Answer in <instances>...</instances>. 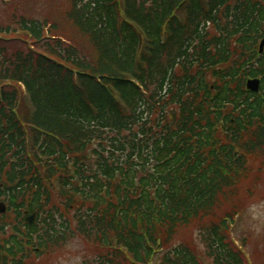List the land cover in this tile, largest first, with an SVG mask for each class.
<instances>
[{
  "label": "trees",
  "instance_id": "trees-1",
  "mask_svg": "<svg viewBox=\"0 0 264 264\" xmlns=\"http://www.w3.org/2000/svg\"><path fill=\"white\" fill-rule=\"evenodd\" d=\"M22 1L0 0V264L76 237L84 264H264L232 237L264 172V0Z\"/></svg>",
  "mask_w": 264,
  "mask_h": 264
},
{
  "label": "rangeland",
  "instance_id": "rangeland-1",
  "mask_svg": "<svg viewBox=\"0 0 264 264\" xmlns=\"http://www.w3.org/2000/svg\"><path fill=\"white\" fill-rule=\"evenodd\" d=\"M26 4L27 0H23L21 3L22 6ZM35 7L33 3L28 5L29 9ZM257 166H259V163L254 164L255 168ZM255 174L256 170L252 172L251 177L247 179V182L239 190L242 196L248 190H251L253 195L249 201L245 202V213L238 216L232 234L237 240L248 236L252 237L248 251L250 255L255 249H264V243H262L264 240V172L258 181H256ZM240 198L245 199L241 196ZM232 203L231 199L224 202L219 209V213H222ZM199 234V225H192L179 232L176 243H183L185 240L190 239L191 236L198 237ZM87 257L89 258L88 260L91 259L87 242L82 238H76L65 246L50 249L43 256L32 259L28 264H84ZM155 264H158L157 260Z\"/></svg>",
  "mask_w": 264,
  "mask_h": 264
},
{
  "label": "water",
  "instance_id": "water-1",
  "mask_svg": "<svg viewBox=\"0 0 264 264\" xmlns=\"http://www.w3.org/2000/svg\"><path fill=\"white\" fill-rule=\"evenodd\" d=\"M261 50H263V46L261 47ZM260 87V82L259 81H254L250 82L248 84V89L253 91V92H258ZM7 208L4 204H0V214L6 213ZM36 216H33L31 219L28 220L29 223H34Z\"/></svg>",
  "mask_w": 264,
  "mask_h": 264
}]
</instances>
